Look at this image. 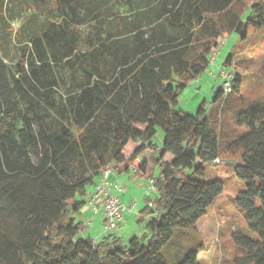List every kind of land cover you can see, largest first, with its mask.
Masks as SVG:
<instances>
[{
	"label": "trees",
	"instance_id": "16d2710c",
	"mask_svg": "<svg viewBox=\"0 0 264 264\" xmlns=\"http://www.w3.org/2000/svg\"><path fill=\"white\" fill-rule=\"evenodd\" d=\"M246 2L0 0V264H168L165 247L224 191L205 179L221 150L204 102L195 115L176 106L223 39L264 29V0ZM243 73L234 68L232 93ZM237 124L245 131L228 150L240 156L244 189L235 200L258 239L234 233L235 263L264 264V103ZM139 157L137 174L160 168L157 198L138 219L148 218L147 232L126 245L116 232L80 236L77 216L102 169L123 174ZM199 252L175 264H199Z\"/></svg>",
	"mask_w": 264,
	"mask_h": 264
},
{
	"label": "rangeland",
	"instance_id": "374dc122",
	"mask_svg": "<svg viewBox=\"0 0 264 264\" xmlns=\"http://www.w3.org/2000/svg\"><path fill=\"white\" fill-rule=\"evenodd\" d=\"M248 3L250 0H247L246 4ZM116 9L123 16H131L133 12L132 6H117ZM230 55L233 60L230 71L234 72V68L239 67L244 71L243 79L236 92L217 101L216 92L223 82L220 69ZM216 61L199 80L190 82L181 93L176 109L195 115L200 104L204 102L207 116L219 134L221 150L220 164L211 163L204 167L205 179L208 182L221 180L224 191L208 208L207 214L198 221L195 229L185 230L165 247L163 257L168 264H175L192 250L200 251V264H236L235 257L243 254V251L235 244L234 233L240 232L258 239V234L249 228L243 211L236 204L235 198L244 189V183L236 177L233 170V166L240 162V156L230 152L228 146L245 131V128L237 124L238 113L251 103H264V29L251 30L246 40L236 33L231 34L226 45L219 49ZM163 140L164 132L159 130L154 143L160 147ZM141 161L142 157H139L135 164L139 165ZM154 171L157 178L160 168L155 167ZM139 177L134 182L126 180V191L138 205L134 211L127 213L121 230L116 232L123 239L124 245L132 237H142L147 232L148 218L143 224L138 219L147 204H153L157 198V191L150 189L148 185L151 178ZM77 220L81 221L80 215ZM90 232L82 231L80 236L89 237L92 235Z\"/></svg>",
	"mask_w": 264,
	"mask_h": 264
},
{
	"label": "built area",
	"instance_id": "2783aa9c",
	"mask_svg": "<svg viewBox=\"0 0 264 264\" xmlns=\"http://www.w3.org/2000/svg\"><path fill=\"white\" fill-rule=\"evenodd\" d=\"M227 43V39H223L219 48L209 57V66L206 72L216 64L219 49L223 48ZM211 73V72H210ZM220 76L223 79L221 90L226 95L232 93L234 80V72L230 68L223 67L220 69ZM198 76L195 80H199ZM137 173L138 169H133ZM118 173L111 164L106 165L102 169L100 181L96 184L93 193L88 199L86 207L92 211L94 215L100 213L104 216L105 233L117 232L121 229L122 223L126 219L128 212H132L138 205V202L132 199L129 203L123 200L126 192V187L120 184L117 180ZM149 188L156 190L155 179L151 178L148 182ZM157 191V190H156Z\"/></svg>",
	"mask_w": 264,
	"mask_h": 264
},
{
	"label": "crops",
	"instance_id": "0c3cea01",
	"mask_svg": "<svg viewBox=\"0 0 264 264\" xmlns=\"http://www.w3.org/2000/svg\"><path fill=\"white\" fill-rule=\"evenodd\" d=\"M138 160V159H137ZM133 161L131 163H129V170L123 174H118V182L122 185H124L127 189V182L126 180L130 181V182H134L137 179H140L139 176H145V175H139L137 173H134L133 169L134 168H138L139 165L135 164L136 161ZM126 165H123V167ZM143 180V179H141ZM133 199L132 196H130L128 194V192H125V195L123 196V200L126 203H129L131 200ZM147 201H149V198L146 199ZM81 221L83 223V230L82 231H91L92 235H90V238L93 239H100L104 234H105V230H104V216L102 213L98 214V215H94L92 213V211L90 209H88L86 206L85 208L82 210V212L79 214ZM123 224V223H122ZM122 228V226H121ZM121 230V229H120ZM90 232V234H91ZM199 261V259H198ZM200 264V263H199Z\"/></svg>",
	"mask_w": 264,
	"mask_h": 264
}]
</instances>
